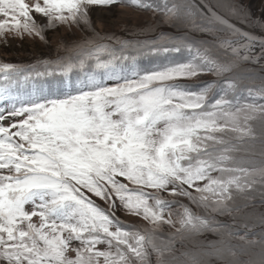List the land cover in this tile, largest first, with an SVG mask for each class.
<instances>
[{
	"label": "snow or ice",
	"instance_id": "obj_1",
	"mask_svg": "<svg viewBox=\"0 0 264 264\" xmlns=\"http://www.w3.org/2000/svg\"><path fill=\"white\" fill-rule=\"evenodd\" d=\"M117 3L158 24L97 32ZM61 26L64 55L0 62V264H264V11L0 0L5 44Z\"/></svg>",
	"mask_w": 264,
	"mask_h": 264
},
{
	"label": "rangeland",
	"instance_id": "obj_2",
	"mask_svg": "<svg viewBox=\"0 0 264 264\" xmlns=\"http://www.w3.org/2000/svg\"><path fill=\"white\" fill-rule=\"evenodd\" d=\"M247 2L250 5V9L252 13L256 16H259L262 11H264V0H247ZM117 10H107L102 9L101 7L94 8L90 15H91V22L93 28L97 32H103L107 31L106 34H115L117 36H126L128 34H125L124 31H122V28H124V23L130 26L133 24V20L139 21L144 20V22H147L146 17L143 13H136L134 11L129 10H123L118 8ZM107 12L110 14V17L108 20L104 19H97L93 18L96 12ZM99 20V21H95ZM141 22V21H140ZM165 32L169 31L167 28L162 29ZM169 32H174V30H171ZM105 33V32H104ZM72 34L77 37V40L81 38L82 35H85L84 32H82L79 28L73 27L71 30L66 29L65 27L61 26L59 30H53V31H47L45 33V40H40L38 37H28L25 36L23 39L19 37L12 38L10 36L9 40L5 44L3 40H0V56L3 58L4 56L8 57L10 63L15 64H35L38 60H41L44 57H41L45 53H54L49 57L48 59H56L57 56L60 54L61 56L64 55L63 51H58L60 48V38H63L65 35ZM75 37V38H76ZM83 37V36H82ZM127 38V37H126ZM129 38V36H128ZM45 42L44 45L41 44V42ZM65 44H68V39L65 41L63 40ZM37 45H40L37 46ZM42 47V48H41ZM56 53V54H55ZM55 55V56H53ZM0 57V59H1ZM4 60H0V62H3ZM121 218L125 221L130 220V217H127L124 215V213H121ZM167 231H172V229H168Z\"/></svg>",
	"mask_w": 264,
	"mask_h": 264
},
{
	"label": "trees",
	"instance_id": "obj_3",
	"mask_svg": "<svg viewBox=\"0 0 264 264\" xmlns=\"http://www.w3.org/2000/svg\"><path fill=\"white\" fill-rule=\"evenodd\" d=\"M117 5L119 6V7H121L123 10H129V11H134V12H136V13H143L146 17H148V18H146V20H148L147 22H144V24H142V22L144 21V20H142V18H140L141 20H139V21H137V19L136 20H133V24H131L130 26H128L127 24H125L124 23V28H122V31H124V33L125 34H128V35H126L125 37L124 36H122V38H128V36H129V33H134V32H139V31H141L142 29H144L145 27H147V26H156L157 24H158V18L157 19H152L151 18V16H150V14L149 13H147V12H143V11H137V10H135L133 7H129V6H125V4H121V3H117ZM141 21V22H140ZM164 28H167L169 31H170V29L171 30H174V32L172 33V32H169V31H166L167 33H169V34H174L175 32H176V30L175 29H172L170 26H168V25H161V26H159V27H156V31L157 32H159V31H161L162 29H164ZM164 31V30H163ZM105 32V33H104ZM99 33H101V34H106L107 33V31H103V32H100L99 31ZM89 34H91V33H89ZM82 36H84V35H82ZM81 36V37H82ZM76 36H74V35H72V34H68V35H65L63 38H60V42H61V39H63L64 41L66 40V39H68L69 40V42L70 41H76L77 40V37L75 38ZM41 42V44L42 45H44L45 44V42H42V41H40ZM72 42H70V43H72ZM70 43H68V44H70ZM1 59L2 60H4L3 62H8V63H10L9 62V59H8V57H6V56H4L3 58L1 57ZM0 59V60H1ZM43 61H50V60H48V59H43V60H41V61H39V62H43ZM38 63V62H37ZM260 211H264V206H261V208L259 209ZM256 231H259V229H256ZM250 239H251V237H249ZM201 239H205V237H201ZM206 239H212V240H214V239H216V237H214V236H208V237H206ZM191 245L188 243V242H185V244L183 245V246H181V245H178V247L180 248V250L181 251H183V250H185L186 248H188V247H190ZM252 251L254 252V253H258L259 252V249L258 248H254V249H252ZM240 259H241V261H243V262H245V264H247V261L250 259V257L249 256H247V255H244V256H241L240 257ZM214 264H223V261H214Z\"/></svg>",
	"mask_w": 264,
	"mask_h": 264
},
{
	"label": "bare ground",
	"instance_id": "obj_4",
	"mask_svg": "<svg viewBox=\"0 0 264 264\" xmlns=\"http://www.w3.org/2000/svg\"><path fill=\"white\" fill-rule=\"evenodd\" d=\"M116 11V10H115ZM110 17V14L107 12H96L93 18H97V19H104V20H108ZM99 21V20H98Z\"/></svg>",
	"mask_w": 264,
	"mask_h": 264
}]
</instances>
